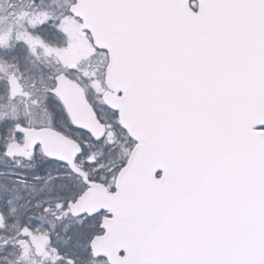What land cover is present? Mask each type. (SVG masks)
Wrapping results in <instances>:
<instances>
[{"label":"snow or ice","instance_id":"obj_1","mask_svg":"<svg viewBox=\"0 0 264 264\" xmlns=\"http://www.w3.org/2000/svg\"><path fill=\"white\" fill-rule=\"evenodd\" d=\"M0 264H264V0H0Z\"/></svg>","mask_w":264,"mask_h":264}]
</instances>
